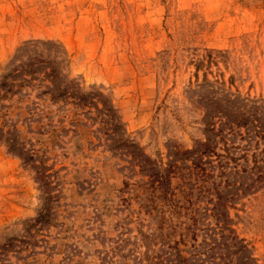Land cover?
Returning <instances> with one entry per match:
<instances>
[{"label": "rangeland", "instance_id": "374dc122", "mask_svg": "<svg viewBox=\"0 0 264 264\" xmlns=\"http://www.w3.org/2000/svg\"><path fill=\"white\" fill-rule=\"evenodd\" d=\"M31 41L60 44L66 73L109 96L129 135L164 164L172 145L203 140L202 104L218 96L206 83L264 99V0H0V77ZM40 90L25 87L4 109L28 150L21 158L0 144V241H27L12 263L135 264L121 256L139 228H157L158 213L124 188L119 158L94 129L74 127V111ZM39 165L59 194L44 227L33 221L44 196ZM232 217L264 264V189Z\"/></svg>", "mask_w": 264, "mask_h": 264}, {"label": "trees", "instance_id": "16d2710c", "mask_svg": "<svg viewBox=\"0 0 264 264\" xmlns=\"http://www.w3.org/2000/svg\"><path fill=\"white\" fill-rule=\"evenodd\" d=\"M32 51L34 57L29 55ZM67 63L60 44L31 41L8 64L0 77V144L26 157L21 130L8 124L10 113L4 109H13L15 99L25 97V87L41 89L38 96L74 111V127L94 129L98 145L119 158L124 188L137 192L147 214L159 215L157 228H139L134 249L121 258L131 256L135 264H258L237 231L232 211L244 198L264 189V99L206 83L218 96L202 104L203 140L186 150L172 145L164 164L147 155L129 135L109 96L99 89L86 91L66 73ZM36 168L41 169L39 178L45 176L44 196L33 221L34 226L44 227L51 221L48 205L59 199L58 184L50 181L44 165ZM25 243V238L0 241V264H13V253H19ZM123 248L119 246L120 252Z\"/></svg>", "mask_w": 264, "mask_h": 264}]
</instances>
